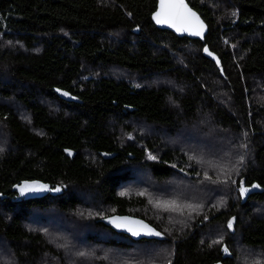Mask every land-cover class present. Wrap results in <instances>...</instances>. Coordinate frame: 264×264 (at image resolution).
<instances>
[{"label": "trees", "instance_id": "1", "mask_svg": "<svg viewBox=\"0 0 264 264\" xmlns=\"http://www.w3.org/2000/svg\"><path fill=\"white\" fill-rule=\"evenodd\" d=\"M186 1L202 39L156 27L155 0H0V264H264V0ZM181 131L219 150L161 138ZM141 172L188 207L120 192Z\"/></svg>", "mask_w": 264, "mask_h": 264}, {"label": "water", "instance_id": "2", "mask_svg": "<svg viewBox=\"0 0 264 264\" xmlns=\"http://www.w3.org/2000/svg\"><path fill=\"white\" fill-rule=\"evenodd\" d=\"M164 2L166 7L162 9L161 0H155L154 8L150 13V19L156 27L170 30L177 36H187L189 38L198 39L204 37L207 31V24L186 0H164ZM193 13L195 15H192ZM157 17L164 22L157 23ZM201 50L208 57L215 60L214 53L205 43L202 45ZM63 97L69 98L68 94H65ZM21 183H26L27 186L33 187L36 184V181L22 180ZM13 186L16 188L19 195L28 194V191L22 193L18 185L14 184ZM39 186H41V184L37 183V187ZM241 188L246 189V191L242 193V196L244 197L250 192L257 191L259 185L256 183H240L239 191ZM97 219L110 226L115 231L125 233L134 239L140 237L151 238L156 237L159 234V230L144 218L129 213L113 212L100 216ZM117 225L120 226L118 227ZM134 233L138 234L134 235ZM210 264L226 263L221 260H215Z\"/></svg>", "mask_w": 264, "mask_h": 264}, {"label": "rangeland", "instance_id": "3", "mask_svg": "<svg viewBox=\"0 0 264 264\" xmlns=\"http://www.w3.org/2000/svg\"><path fill=\"white\" fill-rule=\"evenodd\" d=\"M137 127L142 130V129H146L145 127H141L137 124ZM179 132L177 135H175L174 137H169V140L166 139L165 135H161V138L167 142V144H171L174 146H180L181 148L186 147V149L190 150V151H185L184 152L188 155V157H190L192 159L193 154L191 151H193L194 148H197L198 150H203V149H215V150H219L218 146H213L211 144H209L208 142H206L205 139H201V138H194V139H189L186 136H183V134ZM187 140H185V139ZM192 138V137H191ZM189 139V140H188ZM203 140V141H200ZM200 152V151H199ZM138 174V173H136ZM140 177H142L145 182H142L140 180L139 177L135 178V179H131L130 181H128L126 184H123L120 187V192H128L129 190H135L138 189L139 193H145L147 200H148V204L152 207H157V208H172V209H182V208H187V204L184 203L179 197L173 196L174 199H168L167 196H154L151 195L149 192H147L146 190H144L145 185L147 182H149V177L147 176V174L145 172H141L140 174H138ZM165 184L163 185V189H168L171 192L175 193V190H183L185 188V184L181 185L179 180L177 178H170L168 180H165L164 182ZM58 223V222H57ZM55 222V224H57ZM81 235V234H79ZM76 241H79L80 238L77 236L74 238ZM71 242H74V240H72ZM69 243V247L73 250L72 244L70 242ZM0 254L1 250H0ZM5 260L7 261H11L13 262L12 259H10L9 256L7 255H2Z\"/></svg>", "mask_w": 264, "mask_h": 264}, {"label": "snow or ice", "instance_id": "4", "mask_svg": "<svg viewBox=\"0 0 264 264\" xmlns=\"http://www.w3.org/2000/svg\"><path fill=\"white\" fill-rule=\"evenodd\" d=\"M165 7H166V5H165L164 0H161V8L163 9V8H165ZM168 7H170V6H168ZM192 15H195V14L193 13ZM161 22H164V21H162L161 19H159V17H157V23H161ZM197 34H198V33H197ZM149 158H150V159H155V157H152V156H149ZM46 187H47V186H45V185H41V186H39L38 188L33 189V188L30 187V186H25V187H23V188L21 189V191H22V193H23V192L31 191V190H43V189H45ZM56 191H58V189H56ZM240 191H241V193H243V192L246 191V189L241 188ZM121 194L123 195V193H121ZM117 226L119 227L120 225H117ZM229 227H231V221H229ZM135 234H138V233H134V235H135ZM225 251H227V249H225Z\"/></svg>", "mask_w": 264, "mask_h": 264}]
</instances>
